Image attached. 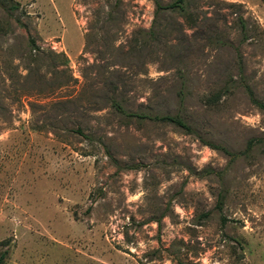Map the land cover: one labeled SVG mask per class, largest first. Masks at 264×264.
<instances>
[{"label": "rangeland", "instance_id": "rangeland-1", "mask_svg": "<svg viewBox=\"0 0 264 264\" xmlns=\"http://www.w3.org/2000/svg\"><path fill=\"white\" fill-rule=\"evenodd\" d=\"M185 8L0 0L4 264H264V3Z\"/></svg>", "mask_w": 264, "mask_h": 264}, {"label": "trees", "instance_id": "trees-1", "mask_svg": "<svg viewBox=\"0 0 264 264\" xmlns=\"http://www.w3.org/2000/svg\"><path fill=\"white\" fill-rule=\"evenodd\" d=\"M264 3V0H261ZM185 2L186 0H176L171 4L168 5H162L158 0H155V4H156V17H158V15H160L163 11L166 10H172V11H177L181 14H185L186 13V8H185ZM11 11H15L18 9V5L15 6H10L9 7ZM34 43H33V47H34ZM252 102L259 106L261 109L264 110V104L260 103L259 101H257L256 99H254V97L252 96V94L250 95ZM118 109L119 112L123 113L124 115H127L128 117H137L140 119H150V120H154V121H159L162 123H167V124H173L183 130H185L186 132H192V129L178 116H170V115H156V116H149V115H136V114H131V113H127L121 106L119 105H115ZM208 144V143H207ZM209 146L213 149H222L220 147H217L215 145L209 144ZM224 151V150H223ZM222 196H220L219 198V203H218V209L221 210L222 209ZM225 220V219H224ZM6 258L5 253H3L2 255H0V264H4V260Z\"/></svg>", "mask_w": 264, "mask_h": 264}]
</instances>
